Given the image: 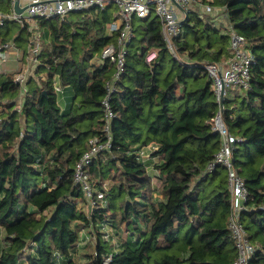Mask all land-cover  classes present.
Returning a JSON list of instances; mask_svg holds the SVG:
<instances>
[{"label":"trees","instance_id":"trees-1","mask_svg":"<svg viewBox=\"0 0 264 264\" xmlns=\"http://www.w3.org/2000/svg\"><path fill=\"white\" fill-rule=\"evenodd\" d=\"M196 4L175 38L176 56L154 11L133 19L125 72L111 99L112 147L87 168L93 208L74 169L92 138H106L102 101L116 67L101 53L117 40L118 31L108 27L118 8L109 3L38 20L49 41L42 42L25 89L13 82L15 71L0 73V264L235 260L228 173L223 166L206 173L221 141L212 127L219 103L204 63L231 56L229 26L246 38L256 60L250 87L227 91L224 118L237 137L234 164L249 192L241 220L257 248L250 264H264V0ZM206 4L214 11L206 12ZM30 35L18 21L0 25V45L13 40L23 59ZM152 50L158 55L148 63ZM67 88L73 99L63 107L59 95ZM151 143L158 145L157 161H142L140 152ZM106 227L116 231L117 246ZM85 237L94 242L81 262L76 255Z\"/></svg>","mask_w":264,"mask_h":264},{"label":"built area","instance_id":"built-area-1","mask_svg":"<svg viewBox=\"0 0 264 264\" xmlns=\"http://www.w3.org/2000/svg\"><path fill=\"white\" fill-rule=\"evenodd\" d=\"M8 1L12 5L13 13L0 10V25L8 20H15L23 26L27 25L33 31V39L28 45L25 57L27 63L23 66V71L15 72L13 78V82L24 89L29 76L34 74V67L37 66L41 51L42 33L39 32V19L65 17L70 13H81L92 7L105 8L109 3H114L118 8L116 19L108 27L110 34L118 31L117 40L104 47L101 53L102 59L110 60L116 67L114 76L106 83L107 93L102 101L105 107L103 131L106 138L104 140L98 137L92 138L90 147L82 154L74 169V182L82 188L89 199L90 207L93 208L97 206V200L88 178L87 168L97 157L112 147L111 125L116 114L112 109L111 99L117 90V82L125 72L128 45L134 38V16L144 18L154 11L162 22L164 40L176 56L175 38L182 32V22L198 0H19L20 7H25L22 13L15 11L16 0ZM204 7L206 12H213L215 9L208 4ZM222 11L223 8L220 9V12ZM229 29L231 56L224 63H204L219 103V110L212 118V127L219 134L221 141L220 149L207 164L206 173L209 174L220 166L227 170L231 195L228 224L237 249V256L231 264H250L257 248L251 242L241 220L242 211L247 207L249 192L246 181L234 164V149L238 140L229 130L224 118V105L221 102L225 99L229 88L248 89L250 87L252 66L256 60L248 47L246 38L237 33L232 26H229ZM12 47L15 48L14 53L19 55V47L16 43L13 40L8 41L0 45V60L6 61L12 55L9 52ZM157 55V50L150 51L146 56L147 62L151 63ZM31 62H33L32 65H30ZM54 86L58 93L63 91L59 79H55ZM157 149L158 145L149 144L141 150L140 159L145 162L150 159L157 161L158 157L152 155ZM98 197L105 200L103 193H100ZM56 257L59 259L62 256L56 253ZM109 260L110 257H107L106 262Z\"/></svg>","mask_w":264,"mask_h":264},{"label":"rangeland","instance_id":"rangeland-1","mask_svg":"<svg viewBox=\"0 0 264 264\" xmlns=\"http://www.w3.org/2000/svg\"><path fill=\"white\" fill-rule=\"evenodd\" d=\"M196 5H194V7H196ZM0 10L1 11H5L7 13H13L12 5H11V3L8 0H0ZM134 18H138V17L137 16H134ZM30 32H31L30 39H33V37H32L33 36V31L30 30ZM39 32L42 33V35L44 36V38H45V36H47L45 34L44 29H40ZM14 51H15V48H13V47L10 48L9 49V52L12 54L9 57L10 59L8 58L6 61L0 60V73L1 72H4V70H12V71H15V72H17V71H23L24 70V68H22L23 67V64L17 58V57H19V55L17 53H14ZM18 52H19V54L21 53V55H22V49H21V47H19ZM235 89H238V88H233V90H235ZM106 231L109 232V233H112V238H113L112 243H113L114 246H117L118 245V235L116 234V231L109 229V227H106ZM92 242H94V239L90 242V239L89 238L88 239L85 238L84 240L81 241L80 246H79L80 251H78V253L76 255V257L78 258V260H80L81 262L86 261L87 258H88V256L86 255V253L92 251L91 250L92 249V246H93Z\"/></svg>","mask_w":264,"mask_h":264},{"label":"crops","instance_id":"crops-1","mask_svg":"<svg viewBox=\"0 0 264 264\" xmlns=\"http://www.w3.org/2000/svg\"><path fill=\"white\" fill-rule=\"evenodd\" d=\"M218 12V11H217ZM221 13V12H220ZM217 19V21L219 22V23H222V24H224V25H226L227 24V22H226V19L222 16V15H220L219 16V18H216ZM45 34H46V32H45ZM47 35V34H46ZM44 39L45 40H47V41H49V37L48 36H45V38H44V36H43V40L41 39V48H42V42L44 41ZM19 56L20 57H17L18 58V60H20V62L23 64V66L26 64V58H24L23 59V57H22V55H21V53L19 54ZM13 57V56H12ZM12 59V58H11ZM33 64V62H31L30 63V65H32ZM23 68V67H22ZM35 68V67H34ZM72 99H73V91L70 89V88H67L64 92H63V94L62 95H59V102H60V104L63 106V107H66L69 103H71V101H72ZM150 172H152L154 175H155V170L153 171V169L152 168H150ZM84 233V232H83ZM86 238V237H85ZM77 258V257H76Z\"/></svg>","mask_w":264,"mask_h":264},{"label":"water","instance_id":"water-1","mask_svg":"<svg viewBox=\"0 0 264 264\" xmlns=\"http://www.w3.org/2000/svg\"><path fill=\"white\" fill-rule=\"evenodd\" d=\"M14 8L17 13H22L25 10V7H20L19 0H16ZM221 104L224 105V100H222Z\"/></svg>","mask_w":264,"mask_h":264}]
</instances>
